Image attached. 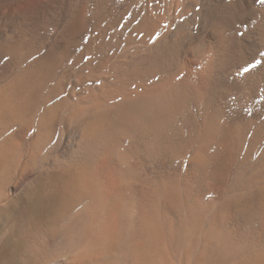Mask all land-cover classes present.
Masks as SVG:
<instances>
[{
    "label": "bare ground",
    "instance_id": "6f19581e",
    "mask_svg": "<svg viewBox=\"0 0 264 264\" xmlns=\"http://www.w3.org/2000/svg\"><path fill=\"white\" fill-rule=\"evenodd\" d=\"M0 91V164L14 150L12 104L34 119L25 148L42 172L81 168L64 243L82 241L55 264H91L113 234L117 264H241L227 233L205 247L195 201L214 207L216 180L246 195L238 223L264 231V0H0ZM145 176L158 186L138 200L122 181ZM143 247L150 258H136Z\"/></svg>",
    "mask_w": 264,
    "mask_h": 264
},
{
    "label": "rangeland",
    "instance_id": "374dc122",
    "mask_svg": "<svg viewBox=\"0 0 264 264\" xmlns=\"http://www.w3.org/2000/svg\"><path fill=\"white\" fill-rule=\"evenodd\" d=\"M1 92L2 91H0V93ZM6 110L8 112H10L11 116H13L15 118V119L14 118L13 119H14V121L17 122V124H15V126H14L15 129L13 127V130H12V133H13V131L15 132V135H13V137H15V138L13 139V137L11 136L12 137L11 140H12V143L14 145V146L12 145V147L14 148V150L11 152V156H10L11 159L9 158L10 162L7 161V162H5V164L4 163L0 164V185H1L0 186V264H52V263L55 264L57 262H60L61 259L63 260L64 258L71 256L70 252L73 249L75 250V247L77 248V246H79L80 242L82 241L80 238H78L77 240H74V246H73L74 248L70 247V249H69L68 244L64 243V242H68L69 240H72V236L69 234V232L67 230L69 228V224L71 222V219L77 218L79 216V213H80L81 201L79 200V198H80V194L83 191V189L81 186H79L80 185V182H79L80 175L78 174L79 173L78 170H81V168L70 167L72 169H70V168L69 169L68 168L60 169V170L49 169V170H45L46 172H44V171L42 172L43 167L39 168L35 164V162L39 156L37 154V152H35L34 150H32L30 148H27V147H26L27 149L25 148V146L27 145L28 142H27V139H26V141L24 140V137L27 138L26 135L33 128L34 119L33 118L32 119L22 118L21 116H18L17 115V110H18L17 106H14L12 104ZM80 120L81 119H79L78 121H80ZM19 131H21V132L23 131V133L20 134ZM16 132L19 135H21L23 137V139L20 138ZM9 135H11V133ZM28 145H29V143H28ZM21 148H22V151H20ZM23 148H25V149H23ZM194 156L198 157V158L194 157L195 159L197 158V160H196L197 162H200L201 164L206 163L205 159L202 156L200 157L199 154H195ZM34 170L36 171V173ZM47 171H49V172H47ZM37 172H40V174ZM30 173L33 174L34 176L31 177V179H29V180H25V177ZM45 173H46V175H45ZM35 175H37V176H35ZM146 178L147 177L145 176L143 181H146ZM149 178L147 180L149 182V184L147 181L142 182L140 180V182H142V184L140 185V182L137 181V183H136V181H133V180L129 181V179H127L128 181L123 180L125 183H123V181H122V184H124L125 187H130V189L132 188L133 194L135 192H136V194H134V195L138 194L137 196H134V197L138 198V200H139L140 196L146 197L148 194H150V191H149L150 187L151 188L153 187L151 190V191H153V189H155V187L158 186V184H156V183H154L155 186L152 185L154 182V180H152V179H155V181L157 180L155 177L150 178V181H149ZM217 182L218 181L216 180V181L211 183L214 185L216 184L215 186H212L211 184L208 185L209 188H210V186L212 188L214 187L213 191L214 190L216 191L215 192L216 198L214 197V201L216 199L217 200L215 201L214 207H212L213 206V204H212L211 208H207L209 206L208 205L209 200L206 199L207 195H206V197L204 196V198L202 196H200L201 198L199 197V200L195 201L196 204L197 203L200 204V207H202V203L204 204L203 207H205L207 205L206 209L202 208V210H201L202 212L205 210H206V212H208V214L203 212L204 214H206V216L209 219V220L206 219L204 221V223L207 226H209V229L211 231V233H209L208 236L206 235L203 238V240H205V247L206 248H208L210 246L212 247V245H213V247L217 246V243H218L217 242L218 241L217 234L222 236L223 234L225 235L227 233L226 235L230 237V238H227V244L229 245L230 248H231V245L235 246L236 242H237V244L240 243L238 245L239 249H238V247H236L237 245L234 248H236L235 252H237V251L239 252V253L237 252L238 254L236 253V255L239 256V259H242L240 261L241 264H264V240L262 238L257 237V236H260L259 234H261L264 231L261 232V230H258L260 233L257 230H256L257 231L256 232L254 229H252V231H251V228L249 227V225L247 223L246 224L240 223V222L238 223V220L236 217V215L237 214L239 215L240 212H242V213L247 212L248 213L251 210L250 204L247 202L248 200H246L247 199L246 195H244L243 192L241 193V192H237V191H235V193L232 192L231 195H225L224 193L220 192L221 188H220V191H218L219 187H221V185L219 182L218 183ZM143 183L145 184V186H142V185H144ZM157 183H159V182H157ZM150 184H151V186H150ZM131 185H132V187H131ZM135 187H137V188H135ZM147 188H149V189L147 190ZM212 188H210V189H212ZM9 189H10V191H8ZM260 189L263 191L262 194H264L263 186L260 187ZM137 190L138 191L140 190L142 193L146 191L145 193L146 194L148 193V194L145 195V193H143L141 195V192L139 191L140 192L139 193ZM49 195H51L52 197L54 196V197L52 199H49ZM218 197H220V198L218 199ZM262 197H263V200H261L260 209L262 210V212H264V195H262ZM202 198L204 200L203 202H202V200H200ZM197 199H198V197H197ZM140 200H142V199H140ZM224 200H225V202H227V206L229 205L228 206L229 212H228L227 216L222 218L221 213L218 211V209L216 210L215 208H218V206L220 205L219 203L224 202ZM199 201H201V202H199ZM206 201H208V203ZM204 202H206L207 204ZM147 203H148V201H146V199H145L144 204L150 205V203H148V204ZM182 203L184 204V202H180L179 203L180 206L179 205L178 206L184 208V206H181V205H183ZM157 205L159 207H162V208H164V207L169 208V206H167L166 203L162 204V202H161L159 204L157 203ZM196 206L199 207V205H196ZM200 207H199V209H201ZM47 210H49V211L53 210L52 212H54V213L53 214H47L46 213ZM77 213H78V215H77ZM210 215H212V216L217 215V216L216 217L213 216L214 219L212 220L213 217L212 216L210 217ZM220 215H221V217H220ZM235 219H236V222H235ZM227 224H229V225H227ZM21 227H23V228L25 227L24 233L23 232L19 233V230ZM34 228L41 229L45 235L50 237L51 242L47 239H45L44 241L36 239L34 237V234L32 233V232H34L33 231ZM247 230L249 233L247 232ZM230 232L233 234V238H232V234ZM237 232H238V234H237ZM230 234H231V236H230ZM113 235L112 236L109 235V241L112 238L114 241L113 240L110 241V243L107 247V249L109 248L108 251L107 250L105 252L102 251L103 253H100V254L95 252L94 256L91 259V261H92L91 264H117V263H119L120 257H119L118 249L120 247L121 236L119 234H115L116 237L115 236L113 237ZM64 236H66V237H64ZM255 236L257 237L258 240L256 239ZM62 237L65 238V241H64V238L62 239ZM263 237H264V235H263ZM206 239H207V241H206ZM229 239L231 241H229ZM233 239H235V240L237 239L238 241L236 240L234 242ZM45 241H47V242H45ZM76 241H78V242H76ZM185 241H187V240H185ZM246 241H247V243H246ZM43 242H45V243H43ZM214 242L216 245L213 244ZM208 243H209V245H208ZM250 244H251V246H250ZM110 245H112L113 247ZM56 246H58V247H56ZM213 247H212V249H213ZM140 252H141L142 256L140 255ZM144 252H146V253H144ZM143 253H144V255L145 254H147V255L143 256ZM150 253H152V254L150 255ZM138 255H140V256H138ZM152 255H153V251H150L149 249H146L145 247H143L141 249V251H139V253L136 254V258L137 257L148 258L147 256H149V258H150ZM72 264H74V263H72ZM75 264H79V263H75Z\"/></svg>",
    "mask_w": 264,
    "mask_h": 264
}]
</instances>
